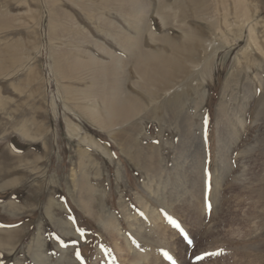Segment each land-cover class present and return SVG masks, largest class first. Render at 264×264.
<instances>
[{
	"label": "rangeland",
	"instance_id": "374dc122",
	"mask_svg": "<svg viewBox=\"0 0 264 264\" xmlns=\"http://www.w3.org/2000/svg\"><path fill=\"white\" fill-rule=\"evenodd\" d=\"M0 224V264H264V0H0Z\"/></svg>",
	"mask_w": 264,
	"mask_h": 264
},
{
	"label": "bare ground",
	"instance_id": "6f19581e",
	"mask_svg": "<svg viewBox=\"0 0 264 264\" xmlns=\"http://www.w3.org/2000/svg\"><path fill=\"white\" fill-rule=\"evenodd\" d=\"M209 45H211V44H209ZM157 56L158 55H155V54L146 55L144 57V61L142 62V64L145 63V62L149 63L150 65L153 64L154 63L153 61L156 59ZM199 67L196 66L195 70H198ZM101 76H103V74H101ZM119 86L122 87V85L118 84V88H119ZM117 93H120L119 95H117V97L114 94H110V95H108V97L105 95L106 96V97H104L105 99L102 100L103 101V104H102L103 105V111H102L101 114L96 112V111H94V113L96 112L100 117H102L101 121L96 122L97 126H99L101 129H108L109 127H111V126H109L110 124L112 126H114V127L115 126H119L120 127V125H121V123L123 121L120 123V121L118 119L123 118L124 116L128 118L127 115H129V113L126 110H121V108H123V105H124L123 103H127L128 104L129 100L132 97L131 96L129 97V95L126 92H123V89H120V92H117ZM121 98H123V100ZM105 100H108V101L111 102L110 105L107 103L109 106H105V104H104ZM121 112L123 113L124 116H122ZM106 118H108V119H106ZM115 120H116V122H114ZM113 137H114V135H113ZM125 145H127V144L125 143ZM124 149L126 150L127 148L124 146ZM205 152L209 153V149L208 148L204 149L202 147V157H201L202 161L204 159ZM137 153L138 154H135L133 156L137 163H139V162L142 163L146 167L147 170H154L155 169V167L153 166V161L151 160V159H153L152 153L147 154L146 156L142 155L143 154L142 152L138 151ZM201 168L203 169V167H201ZM78 185H79L80 191L84 193L85 201H81V204H82L83 208H85V206H87V205L89 206V203H92L91 195H92V192H93V188L91 186H89V184L86 183L83 180L78 182ZM92 211L93 210H91V209L90 210H86V212H88L89 214L92 213L93 216H94V212H92ZM99 218H100V223L102 224V227L106 230V232H108V234L112 233L113 237H114V233H115L114 232L115 229L113 228L114 226L113 227H109V225L112 224V223L109 222V220H107L104 217H99ZM21 232H22V229L19 228V227H17V228L4 227L3 225L1 226V224H0V250L3 249V248L4 249L8 248V247L11 248L17 242V240H19ZM40 244H41V240L39 239V237H37V239L33 243L34 247L33 246L29 247V248L33 247V248H31V250H32V255L34 257H36V255L38 257L40 256V254L38 252L39 251L38 249L40 248ZM116 247H117V245H116ZM34 249L37 250V253L33 252ZM170 262H171V264L175 263L173 261V259Z\"/></svg>",
	"mask_w": 264,
	"mask_h": 264
},
{
	"label": "snow or ice",
	"instance_id": "6c2138e0",
	"mask_svg": "<svg viewBox=\"0 0 264 264\" xmlns=\"http://www.w3.org/2000/svg\"><path fill=\"white\" fill-rule=\"evenodd\" d=\"M170 258V257H169Z\"/></svg>",
	"mask_w": 264,
	"mask_h": 264
}]
</instances>
